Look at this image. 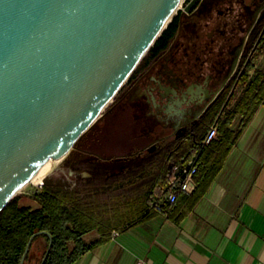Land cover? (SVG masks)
<instances>
[{"label": "water", "instance_id": "obj_1", "mask_svg": "<svg viewBox=\"0 0 264 264\" xmlns=\"http://www.w3.org/2000/svg\"><path fill=\"white\" fill-rule=\"evenodd\" d=\"M182 1L0 0V210L105 115Z\"/></svg>", "mask_w": 264, "mask_h": 264}, {"label": "flooded vegetation", "instance_id": "obj_2", "mask_svg": "<svg viewBox=\"0 0 264 264\" xmlns=\"http://www.w3.org/2000/svg\"><path fill=\"white\" fill-rule=\"evenodd\" d=\"M175 15L100 120L97 135L110 139L112 126L118 133L111 138H121L114 144L123 152L78 157L64 186L79 188L100 170L119 173L165 139L196 130L215 104L229 109L240 99L255 70L264 73L256 67L264 47V0H185Z\"/></svg>", "mask_w": 264, "mask_h": 264}, {"label": "trees", "instance_id": "obj_3", "mask_svg": "<svg viewBox=\"0 0 264 264\" xmlns=\"http://www.w3.org/2000/svg\"><path fill=\"white\" fill-rule=\"evenodd\" d=\"M175 17L172 16L142 60L162 41ZM252 67L249 63L246 71ZM263 100L264 73L255 70L253 79L231 108L215 104L196 130L179 138L165 139L160 149L145 153L141 160L121 172H94L87 183L76 189L63 184H40L33 195L38 202L36 208L21 205L15 195L0 210V264H20L30 237L41 231L51 236V246L43 264H73L91 249L109 241L113 230L122 231L159 213L169 216L185 207L175 218L178 221L207 191ZM237 115L240 118L235 129L232 124ZM214 123L218 124L217 137L203 144L208 127ZM192 157L197 164L193 192L188 195L179 192L166 212L151 209L150 197L159 194L165 186L169 165L184 163ZM91 231H96L98 236L85 242L83 236ZM46 233L32 238L23 264L34 260L36 264L41 262L49 243ZM38 239L44 241V249L37 257L32 250Z\"/></svg>", "mask_w": 264, "mask_h": 264}, {"label": "crops", "instance_id": "obj_4", "mask_svg": "<svg viewBox=\"0 0 264 264\" xmlns=\"http://www.w3.org/2000/svg\"><path fill=\"white\" fill-rule=\"evenodd\" d=\"M184 209L113 230L73 264H264V100L207 191L175 221Z\"/></svg>", "mask_w": 264, "mask_h": 264}, {"label": "rangeland", "instance_id": "obj_5", "mask_svg": "<svg viewBox=\"0 0 264 264\" xmlns=\"http://www.w3.org/2000/svg\"><path fill=\"white\" fill-rule=\"evenodd\" d=\"M184 1L185 0H183L179 4L174 15L180 10L181 7H183ZM256 67L262 70L264 69V47L263 50L261 51V55L256 60ZM126 84L127 82L123 85L122 90L123 88L126 87ZM115 96H117V94ZM112 104L113 101L105 109V112L111 108ZM100 120L97 121V123L94 126H92V128H90V130H88L83 135V137L76 143V145L73 146V148H71L68 151V153L65 156H63L60 159H50L45 165V167L39 172V174H37L25 187H23L16 194L18 198V202L21 205H27L32 208L38 207V202L34 199L33 195L37 191V188L40 186V184L45 183L51 185H57V184L68 185V179L70 178V175L73 174V169H75L76 161H78V157L85 156L86 158H89L91 157V154L101 155V157H108L114 153H115L114 155H116L123 152V148H121V146H117V145L115 146L114 144L115 141L121 138H116L117 140L113 139L114 137L111 138V136H113V133H118L116 130L112 129V126L109 127V129L106 131V132L109 131L107 134L110 136V139H103L105 135L103 136L100 133L97 135L98 129L100 128V126L103 125L101 124ZM238 120L239 117L235 118L233 122V128L235 129L237 128ZM100 148H105V149L107 148L109 150L108 151L104 150L105 153L101 154L102 151ZM143 157L144 154L137 155L133 157V159L129 164H134L139 160H141ZM118 166H116L115 168H117ZM96 236H97V232L91 231L83 236V240L85 242H88ZM43 249H44V241L42 239H38L34 243V248L32 250L33 255L34 256L37 255V257L40 256ZM33 264H36L35 260Z\"/></svg>", "mask_w": 264, "mask_h": 264}, {"label": "built area", "instance_id": "obj_6", "mask_svg": "<svg viewBox=\"0 0 264 264\" xmlns=\"http://www.w3.org/2000/svg\"><path fill=\"white\" fill-rule=\"evenodd\" d=\"M218 134V124H211L203 139V144H208ZM197 171V164L194 157L181 163L169 165L167 180L161 192L150 197V208L157 212H166L169 205L175 202L179 192L188 193L195 187L194 175Z\"/></svg>", "mask_w": 264, "mask_h": 264}, {"label": "bare ground", "instance_id": "obj_7", "mask_svg": "<svg viewBox=\"0 0 264 264\" xmlns=\"http://www.w3.org/2000/svg\"><path fill=\"white\" fill-rule=\"evenodd\" d=\"M49 160H50V159H49ZM49 160H48V161H49ZM48 161H47V162H48ZM47 162H46V163H45V164L39 169V171L35 174V176H36L37 174H39V172L45 167V165L47 164ZM35 176H34V177H35ZM34 177H33V178H34ZM33 178H32V179H33ZM32 179H31V180H32Z\"/></svg>", "mask_w": 264, "mask_h": 264}]
</instances>
